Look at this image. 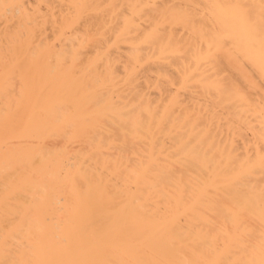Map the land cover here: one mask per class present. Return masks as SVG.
<instances>
[{"label": "bare ground", "instance_id": "obj_1", "mask_svg": "<svg viewBox=\"0 0 264 264\" xmlns=\"http://www.w3.org/2000/svg\"><path fill=\"white\" fill-rule=\"evenodd\" d=\"M0 264H264V0H0Z\"/></svg>", "mask_w": 264, "mask_h": 264}]
</instances>
